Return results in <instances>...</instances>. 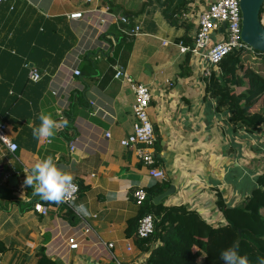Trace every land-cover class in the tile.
I'll list each match as a JSON object with an SVG mask.
<instances>
[{"label": "crops", "instance_id": "1", "mask_svg": "<svg viewBox=\"0 0 264 264\" xmlns=\"http://www.w3.org/2000/svg\"><path fill=\"white\" fill-rule=\"evenodd\" d=\"M210 1L0 2V121L18 146L14 155L0 146V184L13 190V198H0V264H146L151 252L136 244L132 191L161 179L151 176L133 146L120 144L133 132L135 96L115 77L117 67L152 91L151 149L163 180L175 187L165 206L185 205L219 225L224 219L216 195L233 207L250 194L264 171L263 136L236 129L216 109L202 74L207 63L179 44L194 40L199 12ZM77 11L82 18H69ZM117 16H127L128 24ZM118 23L140 31L127 35ZM32 68L41 74L38 81L29 77ZM42 111L68 124L52 138L37 139L32 128ZM48 156L80 186L72 209L35 200L25 184L32 165ZM36 202L49 207L46 214L34 209ZM81 203L87 217L74 210ZM69 236L77 238L76 250L68 248Z\"/></svg>", "mask_w": 264, "mask_h": 264}, {"label": "trees", "instance_id": "2", "mask_svg": "<svg viewBox=\"0 0 264 264\" xmlns=\"http://www.w3.org/2000/svg\"><path fill=\"white\" fill-rule=\"evenodd\" d=\"M260 19L264 25V3ZM193 41L188 39L185 43L192 46ZM250 53L258 62L256 68L244 63ZM205 82L207 98L216 103V109L224 112L236 129L249 134L260 133L264 140V52L233 50L211 67ZM237 88L242 89L237 92ZM257 102H261L260 107L254 110ZM169 185V181L160 180L145 188L147 198L134 216L136 227L146 213L156 219L149 237L136 238L140 249L151 252L146 264H224L222 250L235 243L239 244V253L247 256L249 264H259L264 258V171L256 177L255 187L240 205L228 206L221 194L216 195L224 219L219 225L210 224L185 205L165 206L164 199L156 204L154 198ZM0 198H13L12 187L7 183L0 184ZM35 200L41 199L36 196ZM19 202L22 207L31 205ZM174 215L177 218L172 221Z\"/></svg>", "mask_w": 264, "mask_h": 264}, {"label": "built area", "instance_id": "3", "mask_svg": "<svg viewBox=\"0 0 264 264\" xmlns=\"http://www.w3.org/2000/svg\"><path fill=\"white\" fill-rule=\"evenodd\" d=\"M2 0H0L1 2ZM240 0H211L208 6L199 12L196 29L194 34V41L192 46H185L182 42L179 44L183 46L184 51H190L194 56H198L207 64L202 66V74L207 78L211 74V67L217 65L227 54L233 50H242L247 52L251 48L244 43L241 38L242 29V15L240 10ZM108 8H106L107 10ZM96 11V9L92 10ZM83 11H77L69 14V18H82ZM123 24H128L127 16H117ZM225 23L223 31L218 29ZM119 24V23H118ZM121 31L127 35H136L140 31V26H128L127 30L120 27ZM214 40V41H212ZM74 75L79 76L81 71L75 67L72 69ZM29 77L33 81H38L41 74L36 68H32ZM116 78H122L129 84L135 96V102L132 106V111L135 117L133 132L121 139L122 146H133L135 148L138 159L148 166L150 174L154 178L163 180L165 178L164 171L156 166L153 150L151 146L154 142V127L149 118L148 108L153 98L152 91L148 85L133 80L128 73L123 70V67H117L115 71ZM58 92H55L57 94ZM93 104V103H92ZM7 124L0 121V146L11 154L17 151V144L12 141L7 134ZM105 137H110V132H105ZM73 148V146H71ZM17 172V171H16ZM10 173H5L3 178L10 177ZM77 188L75 192L71 190L67 194V199L60 203L62 206L72 209V202L77 198L80 191L78 183L73 182ZM134 203L137 206H142L147 198V193L143 188H135L132 191ZM34 209L41 214H46L48 206L36 202ZM155 217L152 214L146 213L140 217L136 227L137 238H147L154 231ZM85 224V233H89L91 228L87 222ZM67 245L70 250H76L79 246L77 238L69 236L67 238ZM112 247V243L108 244ZM130 249V248H129Z\"/></svg>", "mask_w": 264, "mask_h": 264}, {"label": "clouds", "instance_id": "4", "mask_svg": "<svg viewBox=\"0 0 264 264\" xmlns=\"http://www.w3.org/2000/svg\"><path fill=\"white\" fill-rule=\"evenodd\" d=\"M38 119L39 125L32 128V135L37 139L52 138L58 127L68 124L66 119L58 122L52 118L51 114L43 111L38 114ZM148 179L145 177V181ZM25 184L33 189L34 196L58 204L67 199L70 190L75 192L77 188L73 183V176L59 168L51 156L39 159L32 165L30 173L26 175ZM115 195L119 198V193ZM74 210L85 217L90 215L83 203L75 205ZM221 259L224 264H249L247 256L239 253L238 243L222 250ZM259 264H264V258L260 259Z\"/></svg>", "mask_w": 264, "mask_h": 264}, {"label": "water", "instance_id": "5", "mask_svg": "<svg viewBox=\"0 0 264 264\" xmlns=\"http://www.w3.org/2000/svg\"><path fill=\"white\" fill-rule=\"evenodd\" d=\"M263 3L264 0H240L239 2L242 15L241 38L252 50L260 52H264V25L260 19V10ZM224 26L225 23L218 31L222 32ZM8 181L10 185L14 186L18 180L17 177L13 176ZM174 192L175 187L170 185L166 191L154 198V202L158 204Z\"/></svg>", "mask_w": 264, "mask_h": 264}, {"label": "rangeland", "instance_id": "6", "mask_svg": "<svg viewBox=\"0 0 264 264\" xmlns=\"http://www.w3.org/2000/svg\"><path fill=\"white\" fill-rule=\"evenodd\" d=\"M245 65L253 66L254 68L258 67V62L256 61L254 55L252 53L249 54V59L244 61ZM242 88H237V92L240 91ZM261 102H257L256 105L253 106L254 110H257L260 107ZM252 109V110H253ZM199 255V253H197Z\"/></svg>", "mask_w": 264, "mask_h": 264}]
</instances>
